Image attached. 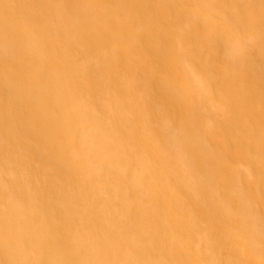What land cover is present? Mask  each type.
Masks as SVG:
<instances>
[{"label":"bare ground","instance_id":"bare-ground-1","mask_svg":"<svg viewBox=\"0 0 264 264\" xmlns=\"http://www.w3.org/2000/svg\"><path fill=\"white\" fill-rule=\"evenodd\" d=\"M0 264H264V0H0Z\"/></svg>","mask_w":264,"mask_h":264},{"label":"rangeland","instance_id":"rangeland-1","mask_svg":"<svg viewBox=\"0 0 264 264\" xmlns=\"http://www.w3.org/2000/svg\"><path fill=\"white\" fill-rule=\"evenodd\" d=\"M86 13H90V12H86ZM255 16L253 17V18H258V12L257 13H255L254 14ZM196 70H197V73L199 74V75H201V67L200 66H197V68H196ZM202 73H206V71L205 70H203L202 69ZM141 79H142V81H141ZM138 82H137V86H139V87H141V88H143L144 89V87L146 86V84H147V82H146V80L144 79V77H142ZM141 81V82H140ZM103 84H102V86L103 87H107V88H109V84L107 83V81H103L102 82ZM141 83V84H140ZM208 120H210L211 122L213 121L215 124H217V121H216V119H215V117H214V115H211V113H209V117H208ZM206 121H207V119H206ZM212 122V123H213ZM214 124V125H215ZM202 125H205V122L204 121H202ZM206 130V129H205ZM208 131L210 132L211 130H206V131H197V135H201V132L203 133V134H207L208 135ZM178 134H179V132H178ZM159 136H160V139L161 140H165V141H168V137L170 136L169 134H168V130H164V129H161L160 131H159ZM204 139L203 138H200L199 139V143H200V145L201 146H203L204 145V143L206 142V139L203 141ZM160 149V148H159ZM160 151H162V149H160ZM138 176H140V175H138ZM152 175H141V177H143L144 179H148V178H150ZM117 192H118V194H120V196L121 195H125V196H129V197H132V196H134V191H131V190H129V192L131 193H129L127 190H125L124 188H122L121 187V189H120V187H118L117 189H115ZM131 196H130V195ZM112 197H114V198H112ZM111 198V204H115V205H121L122 203H121V201H119V199L120 198H118V197H116V196H112ZM117 204H116V203ZM244 210V213H246V214H253L254 213V210H252V208H245V209H243ZM191 218V217H190ZM194 220V219H193ZM193 222V221H192ZM187 229H188V231L189 232H191L192 231V228L191 227H187Z\"/></svg>","mask_w":264,"mask_h":264}]
</instances>
